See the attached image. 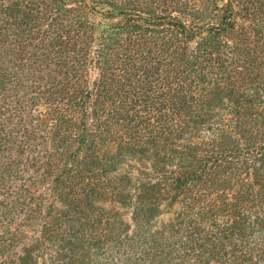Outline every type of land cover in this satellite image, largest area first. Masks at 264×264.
<instances>
[{"label": "trees", "instance_id": "trees-1", "mask_svg": "<svg viewBox=\"0 0 264 264\" xmlns=\"http://www.w3.org/2000/svg\"><path fill=\"white\" fill-rule=\"evenodd\" d=\"M0 264H264V0H0Z\"/></svg>", "mask_w": 264, "mask_h": 264}, {"label": "rangeland", "instance_id": "rangeland-1", "mask_svg": "<svg viewBox=\"0 0 264 264\" xmlns=\"http://www.w3.org/2000/svg\"><path fill=\"white\" fill-rule=\"evenodd\" d=\"M93 75H94V73H93ZM118 174H119V171H118ZM112 176H114V175L110 174L111 178H112ZM106 196L107 195L104 193H98V195H91V198H93L97 202H100L101 205H103V206L105 205V207H107L108 206L107 203L109 201V198ZM168 200H169L168 196L164 193L158 194L157 197H155V201L158 202V205H156V206H158L159 212L157 210H155L153 213H151V214H154L152 216V218H154L153 220H155L156 226H158V227L162 226V231H165V232L162 236H159L160 239L156 238V239H152L150 241V244H152V250L160 249L162 245H164L163 246L164 248L168 246L169 250H171V231H172L171 230V205H169ZM114 210L119 211L121 213V214H119V216L124 217V220L129 219V217H130L129 207H124L122 209L120 204H118V205H115ZM44 212L45 211L43 210L42 214ZM114 212H116V211H114ZM151 214H149V215H151ZM26 230L27 231L24 233V235L21 239L13 241V245L7 253H10L12 255L17 249L20 250L23 247L25 248V247L35 246L36 242L31 239V236L34 234V232L36 230V224L29 226ZM160 244H162V245H160ZM165 256H167V255H165ZM8 259H9V257H7V260Z\"/></svg>", "mask_w": 264, "mask_h": 264}]
</instances>
